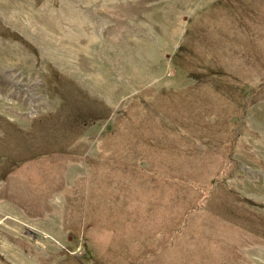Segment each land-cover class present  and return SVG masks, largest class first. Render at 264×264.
Returning a JSON list of instances; mask_svg holds the SVG:
<instances>
[{"label": "rangeland", "instance_id": "obj_1", "mask_svg": "<svg viewBox=\"0 0 264 264\" xmlns=\"http://www.w3.org/2000/svg\"><path fill=\"white\" fill-rule=\"evenodd\" d=\"M0 264H264V0H0Z\"/></svg>", "mask_w": 264, "mask_h": 264}]
</instances>
